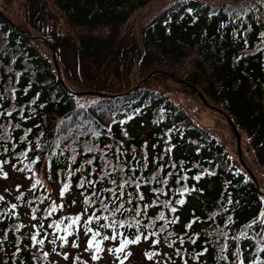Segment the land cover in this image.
Returning <instances> with one entry per match:
<instances>
[{"label":"trees","instance_id":"16d2710c","mask_svg":"<svg viewBox=\"0 0 264 264\" xmlns=\"http://www.w3.org/2000/svg\"><path fill=\"white\" fill-rule=\"evenodd\" d=\"M14 1L0 6V106L5 111L11 105L23 107L30 119L21 120L18 112H13L11 120L0 115V145L12 142L6 139V134L12 132L18 152L24 146L19 142V134L34 123L46 133L55 134L63 129L62 136L75 138L97 126L107 133L104 125L116 120L111 123V137L99 138L102 143H113L114 137L116 142L123 140L125 146H135L142 153L147 141L148 157L160 156L157 164H168L162 168L161 175L168 172L187 175L188 180L181 183L194 186L179 212L181 222L175 226L177 231H182V224L197 215L202 219L194 223L192 230L202 228L205 238L210 239L206 236L208 226L215 227L227 218L217 209L229 197L233 203L226 206L234 214L236 225L258 211L259 190L241 174L230 173V162L225 158L227 168H224L220 162L223 148L212 140L214 129L198 124L187 112L184 100L198 99L200 91L209 103L221 108L248 135L254 164L264 173V50L257 51L259 33L264 32V6L256 4L250 16L237 22L232 6L238 0H19L21 4L16 8ZM49 4L54 9L46 6ZM225 19L233 22L221 28L220 23ZM244 29L248 31L240 35ZM13 88L15 99H12ZM32 100L36 103L30 105ZM40 103H44L43 109L39 108ZM32 108L36 109L35 113ZM125 116L131 119L120 124L119 120ZM169 116L173 117V124L169 123ZM18 120L23 129L15 127ZM33 131L37 130L33 127ZM29 136L34 143L35 136L31 133ZM48 139L52 140L53 136ZM11 162H15V157ZM51 163L53 179L43 182L45 188L56 186L59 190L61 178L55 173L66 167L67 162L64 157H54ZM172 164L180 171L172 168ZM73 167H78V163ZM5 170L9 174L14 171L8 166ZM36 170L43 179L47 173L43 161L38 162ZM202 171L205 174L194 180ZM14 172L20 179H27V185L19 182L23 185L21 189L14 187L12 192H0V195L8 202L21 204L20 219L27 225L21 230L24 235L35 223L27 200L40 195L45 188L37 186L33 191L27 173ZM78 175L71 178L73 185L65 197L79 196V190L74 187ZM258 182L264 191V176ZM18 191L25 193L22 202L14 199ZM192 192L204 200L195 199ZM49 195L55 200L50 192ZM192 202L194 207H190ZM48 203L45 197L43 204L36 206L40 208ZM4 205L5 201H0V208ZM80 208L81 203L74 212ZM74 212L62 209L48 221ZM212 212H217L214 220L204 218ZM7 225V220L0 221V241L4 237L2 229ZM238 230L234 228L231 234ZM15 236L16 233H10L9 240ZM85 239L81 229L80 242L84 245ZM23 242L28 243L27 238ZM197 244L203 246L200 240ZM133 246L129 245V249ZM0 247L4 248L0 252V264H4L5 254H11L14 249L7 242L0 243ZM17 255L31 264L30 250ZM55 255L50 254V259ZM204 259L215 264V259H208L207 254Z\"/></svg>","mask_w":264,"mask_h":264},{"label":"snow or ice","instance_id":"6c2138e0","mask_svg":"<svg viewBox=\"0 0 264 264\" xmlns=\"http://www.w3.org/2000/svg\"><path fill=\"white\" fill-rule=\"evenodd\" d=\"M256 4L264 6V0H238V3H234L232 8L236 21L250 16ZM256 18L259 20V16ZM232 22L222 20L220 27L224 28ZM247 31L248 29H244L239 34L243 35ZM259 36L261 39L257 51L264 50V32H260ZM15 91L13 88L12 99H15ZM35 103L36 100L29 101L30 105ZM38 106L43 109L44 103ZM31 111L35 113L36 109L32 108ZM13 112H18L21 120L30 119L29 115L24 114L23 107L11 105L5 111L0 106V115L7 116L10 120L14 119ZM128 119L131 117L125 116L119 123L124 124ZM111 123L104 125L108 129L107 133H102L97 126L75 138L62 136L63 129L55 134L46 133L40 130V125L34 123L36 132L33 127H28L19 134V142L24 146L18 152L12 132L6 134V139L12 142L0 145V151L4 153L0 156V177L9 176L5 166L27 173L29 188L35 191L37 186L45 188L44 180L52 181L51 161L54 157H64L67 163L66 167L57 169L55 173L61 178L59 203L51 198L46 188L40 195L31 196L27 200L31 218L35 223L31 224V229L24 235H21V230L27 225L20 219L21 204L8 202L5 196L0 195V201H5L4 207L0 208V221H8V225L2 229L4 237L0 243L7 242L14 249L11 254H5L4 264H8V261H12V264H26L25 260L17 255L21 254L22 250H30L31 264H57L50 259V254H56L65 261H70V264H95L105 251L112 256L113 264H124L131 255L129 245H137L141 241L151 245L143 252L145 259L151 264H208V260L204 259L205 254L208 259L214 258L215 264H264V193L260 196L258 211L241 225L234 224V214L226 206L233 203L232 199L229 197L226 203H219L217 211L225 213L227 218L222 219L215 227L208 226L206 236L210 239L205 238L202 228L192 230L194 223L202 219L197 215H192L182 224L183 230L177 231L175 226L181 222L179 212L186 203L187 195L194 188L187 183H181L187 181L188 176H177L173 172L161 175L162 168L168 167V164H157L160 156L148 157L147 141L142 146V153H138L135 146H125L123 140L116 142L114 137L113 143H102L99 139L102 135L111 137ZM15 127L23 129L24 125L18 120ZM30 133L35 136L34 143ZM127 135L125 131L124 136ZM48 136H53V139L49 140ZM165 143L167 144V141ZM152 147L155 148L156 145L153 144ZM171 150L172 146L169 145L167 152L170 153ZM66 153L68 154L65 155ZM13 157L15 162H11ZM39 161L44 162V168L47 170L43 179L36 170ZM77 163L78 167H73ZM171 167L177 172L180 171L175 164ZM77 174L79 175L74 187L79 190L78 195L82 198L80 210L48 221L49 217L66 207L64 197L73 185L71 178ZM204 174L203 171L199 172L193 179L199 180ZM22 187V184L15 185L17 190ZM24 196L23 191H18L14 199L22 202ZM45 197L50 203L38 208L36 205H42ZM70 203L75 205L77 201L73 199ZM192 212L195 213V209H192ZM216 217L217 212H212L211 216L204 218L212 221ZM236 227L239 230L232 235L231 232ZM81 229L86 237L81 252L87 253L88 258L64 251L69 245L71 249L80 247ZM13 232L16 236L14 240H9V235ZM25 238L28 240L26 244L23 242ZM198 240L203 246L197 244ZM49 244L51 247L47 248L46 245ZM188 244L195 247L189 249ZM164 248L171 251H164ZM3 251L4 248L0 247V252Z\"/></svg>","mask_w":264,"mask_h":264},{"label":"rangeland","instance_id":"374dc122","mask_svg":"<svg viewBox=\"0 0 264 264\" xmlns=\"http://www.w3.org/2000/svg\"><path fill=\"white\" fill-rule=\"evenodd\" d=\"M9 1H12V0H0V5L1 4L3 5L5 2H9ZM19 4H21V1L16 0L13 3V7L16 8ZM46 6L48 8L54 9L51 4L46 5ZM6 9L10 10L9 8H6ZM68 62H69V64H72V58L71 57L68 58ZM198 114H199V111H198ZM199 119L201 121L207 123V124H211V125H214L215 127L219 128L222 132H224L225 134H228L230 137H232V140H233V136H231V131L229 130L228 126L226 125L224 118L220 114H216L215 112H213L211 110L208 111L204 107H202V111L199 114ZM233 146H234V143H233ZM240 146H241V149H243V150L247 149L248 144L246 143V140L244 138H240ZM248 152H249V157H250L251 155H250L249 149H248ZM10 177L11 176H9L7 178V180L0 182V191L4 192L5 190L10 191L13 189V187L16 183V178L15 177L10 178ZM148 246H149L148 244H140L139 246L134 247L132 260L128 263H125V264H151V262L146 260L144 255H143L144 250ZM81 249L82 248H78V249L67 248L66 251L71 252L73 255H82L85 258H87L88 257L87 253H82ZM57 259L60 262H65V263L69 262V261H65L60 256H58ZM95 264H113V262L110 260V258L107 255H103L102 258L98 262H96Z\"/></svg>","mask_w":264,"mask_h":264}]
</instances>
